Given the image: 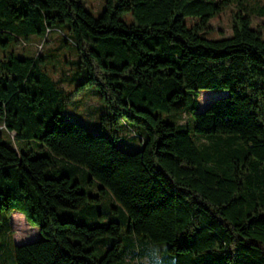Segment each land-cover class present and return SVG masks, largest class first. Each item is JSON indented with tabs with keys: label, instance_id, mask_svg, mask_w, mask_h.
Listing matches in <instances>:
<instances>
[{
	"label": "trees",
	"instance_id": "obj_1",
	"mask_svg": "<svg viewBox=\"0 0 264 264\" xmlns=\"http://www.w3.org/2000/svg\"><path fill=\"white\" fill-rule=\"evenodd\" d=\"M234 2L232 34L204 37ZM58 29L84 75L69 92L41 53L17 48ZM90 86L111 109L103 120L144 132L137 151L61 117ZM210 90L229 93L200 110ZM185 112L189 124L165 118ZM0 130V220L10 230L20 211L43 236L14 244L16 264L121 260L120 222L58 214L99 200L73 180L78 169L112 193L125 235L165 242L173 264H264V38L244 0H105L98 16L82 0H0ZM106 237L97 257L93 243Z\"/></svg>",
	"mask_w": 264,
	"mask_h": 264
},
{
	"label": "rangeland",
	"instance_id": "obj_2",
	"mask_svg": "<svg viewBox=\"0 0 264 264\" xmlns=\"http://www.w3.org/2000/svg\"><path fill=\"white\" fill-rule=\"evenodd\" d=\"M86 9L91 11L95 16L100 15L105 7V0H82ZM249 12L252 14V23L254 27L262 30L264 38V15L260 12L264 9V0H244ZM234 2L220 13L211 17L208 21L207 28L202 31V35L209 39H219L228 37L232 34L233 16L240 8ZM188 24L192 22L191 18L185 19ZM50 41H40L39 37H32L27 43L17 46L18 51L26 50L27 52L38 55L42 54L45 59L44 68L54 76L55 80H62L63 88L66 92L73 89L75 83L83 80L84 75L81 73L82 64L80 63L79 52L72 43L66 45L63 40H69L65 31L60 29L54 30L50 34ZM68 59V62H66ZM73 83L69 85V81ZM228 91H203L200 94V110H204L211 100L217 97L228 95ZM111 114L108 103L102 98V92L97 86H90L83 92L76 95L67 103L65 112L61 117L66 122H78L86 127L92 133L104 134L111 138L113 142L120 148L135 152L140 148V135L144 132L135 125H128L123 121H119L118 125H114L113 121L103 120L104 115ZM170 121L186 122L189 124V117L185 113L178 115L172 113L165 115ZM0 134L7 136L4 130H0ZM14 135V132L11 133ZM49 154V150L38 151ZM58 164L65 166L67 162L55 158ZM67 172V171H66ZM72 178L80 183V188L89 196H97L99 200L89 201L90 206L80 209H59L58 214L61 218H75L78 221L88 224L108 223L116 220L121 223L122 231L118 234V238L124 243L121 252V260L118 264H173V257L166 251V243H153L144 238H138L135 235H125L127 229V221L121 209L116 202L112 193L106 191L101 193L98 184L90 182L83 169L72 172ZM116 209L117 211H114ZM10 230L7 228L5 220H0V264H16L13 253L14 244H22L25 242L41 239L43 236L37 227L32 226L25 215L20 211H14L9 218ZM127 237H133V243ZM99 238L93 243L95 254L101 256L108 246L112 243V237ZM111 242V243H110ZM144 252L138 256L139 249Z\"/></svg>",
	"mask_w": 264,
	"mask_h": 264
}]
</instances>
